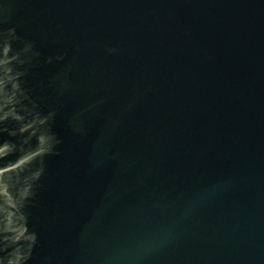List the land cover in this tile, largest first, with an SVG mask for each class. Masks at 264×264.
Instances as JSON below:
<instances>
[{
  "label": "water",
  "instance_id": "water-1",
  "mask_svg": "<svg viewBox=\"0 0 264 264\" xmlns=\"http://www.w3.org/2000/svg\"><path fill=\"white\" fill-rule=\"evenodd\" d=\"M0 264H264V0H0Z\"/></svg>",
  "mask_w": 264,
  "mask_h": 264
}]
</instances>
